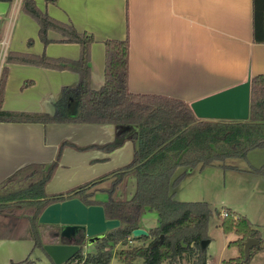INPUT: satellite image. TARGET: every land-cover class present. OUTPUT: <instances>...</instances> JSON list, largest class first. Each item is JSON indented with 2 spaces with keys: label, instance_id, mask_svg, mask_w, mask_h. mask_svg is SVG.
Returning a JSON list of instances; mask_svg holds the SVG:
<instances>
[{
  "label": "trees",
  "instance_id": "1",
  "mask_svg": "<svg viewBox=\"0 0 264 264\" xmlns=\"http://www.w3.org/2000/svg\"><path fill=\"white\" fill-rule=\"evenodd\" d=\"M14 1L0 0L10 5ZM21 9L38 24L44 43H50V31L56 32L63 42L79 45L80 57L74 61L8 53L0 74V123L112 125L119 132L113 142L104 145L80 147L64 141L51 164L27 165L1 182L0 239L33 241L34 250L43 251L50 259L45 251L47 245H79V253L66 264H111L116 246L135 242H144L145 246L121 250L124 264H136L139 259L142 264H208V247L203 248L202 243L211 241L209 224L217 217L225 234L237 236L229 246L241 251L240 257L223 264H250L256 254L263 252L264 232L246 216L224 208V217L223 211L206 202L178 201L176 189L192 170L230 168L223 165L227 160L246 159L251 152L264 149V75L252 77L248 121L200 120L185 100L129 90L128 39L105 42V82L94 90L90 66L93 36L50 17L35 0H22ZM253 42L264 44V0H253ZM14 64L71 71L78 75L79 82L76 88L63 90L54 114L8 112L3 109L4 99L9 67ZM78 108L80 115L76 117ZM135 128L137 132L131 134ZM127 141L135 146L128 165L65 193L47 194L46 188L66 148L111 153ZM179 169L184 171L177 174ZM250 173L264 176V166L252 168ZM131 181L133 195L117 199L119 189ZM98 194L107 199L96 200ZM71 199H79L86 206H103L107 220L120 222L95 245L93 254H84L86 241L63 238L59 225L39 222L50 205ZM153 212L158 215V225L148 230V236L133 237L135 230L142 229L143 217ZM249 239L258 240L259 244L245 255L244 246ZM19 264L34 262L28 258Z\"/></svg>",
  "mask_w": 264,
  "mask_h": 264
},
{
  "label": "crops",
  "instance_id": "2",
  "mask_svg": "<svg viewBox=\"0 0 264 264\" xmlns=\"http://www.w3.org/2000/svg\"><path fill=\"white\" fill-rule=\"evenodd\" d=\"M35 1L50 17L93 36L94 90L105 82L108 40H129L133 93L165 95L191 104L244 83L249 75H264V44L253 42V0ZM21 6L22 0L11 5L0 2V74L10 52L79 59V45L63 42L56 32L50 31V43H44L38 24ZM9 68L3 108L8 112L54 114L63 90L74 89L79 82L71 71L19 64ZM118 132L112 125L0 123V183L27 165L51 164L64 141L80 147L104 145L113 142ZM134 149L131 141L111 153L66 148L47 194L65 193L128 165ZM198 170L190 171L182 182ZM106 199L96 195L98 201ZM157 225L156 214L147 213L142 219L147 232ZM35 252L33 241L0 239V264H19Z\"/></svg>",
  "mask_w": 264,
  "mask_h": 264
},
{
  "label": "rangeland",
  "instance_id": "3",
  "mask_svg": "<svg viewBox=\"0 0 264 264\" xmlns=\"http://www.w3.org/2000/svg\"><path fill=\"white\" fill-rule=\"evenodd\" d=\"M223 165L230 168L209 167L202 172L195 171L176 189V199L182 202L205 201L220 212L224 208H230L239 215L246 216L256 228L264 232V179L248 173L252 168L264 166V149L251 152L246 159H229ZM183 171L179 169L177 174ZM132 185L131 181L121 187L117 199L130 198L135 189ZM153 214L158 216L155 212ZM220 224L217 217H213L209 224L211 244L208 248V264H223L224 261L241 256L238 248L229 246L230 242L237 240V236L225 234ZM144 246V242L130 243L125 247L116 246L111 264H124L120 260L121 250ZM83 249L84 254L96 252V246H88L87 241ZM35 253L31 255L34 264H53L43 251L36 250ZM260 253L258 257L254 258L257 254L253 257L251 264H264V251ZM142 263L141 259L136 262Z\"/></svg>",
  "mask_w": 264,
  "mask_h": 264
},
{
  "label": "water",
  "instance_id": "4",
  "mask_svg": "<svg viewBox=\"0 0 264 264\" xmlns=\"http://www.w3.org/2000/svg\"><path fill=\"white\" fill-rule=\"evenodd\" d=\"M251 80L252 76L249 75L244 83L192 102L191 108L194 114L200 120L248 121L251 105ZM79 115L80 108H78L76 117ZM134 132H137L136 128L131 134ZM39 222L47 225H59L61 237L72 241H87L88 246L96 245L108 231L120 226L119 221L107 220L103 206H86L79 199L50 205L40 216ZM142 236H148V232L141 228L133 232L135 238ZM209 243L210 241L203 242V248H207ZM258 244V240H247L244 246L245 255H248L250 249ZM80 249L79 245L45 246L46 253L55 264H66L79 253Z\"/></svg>",
  "mask_w": 264,
  "mask_h": 264
},
{
  "label": "built area",
  "instance_id": "5",
  "mask_svg": "<svg viewBox=\"0 0 264 264\" xmlns=\"http://www.w3.org/2000/svg\"><path fill=\"white\" fill-rule=\"evenodd\" d=\"M223 216H224V217H226V216H227L226 212H224V211H223Z\"/></svg>",
  "mask_w": 264,
  "mask_h": 264
}]
</instances>
